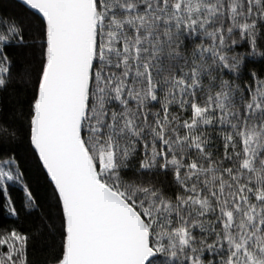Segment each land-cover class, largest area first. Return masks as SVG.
Masks as SVG:
<instances>
[{
    "label": "snow or ice",
    "instance_id": "1",
    "mask_svg": "<svg viewBox=\"0 0 264 264\" xmlns=\"http://www.w3.org/2000/svg\"><path fill=\"white\" fill-rule=\"evenodd\" d=\"M264 264V0H0V264Z\"/></svg>",
    "mask_w": 264,
    "mask_h": 264
},
{
    "label": "trees",
    "instance_id": "2",
    "mask_svg": "<svg viewBox=\"0 0 264 264\" xmlns=\"http://www.w3.org/2000/svg\"><path fill=\"white\" fill-rule=\"evenodd\" d=\"M30 255L34 260V264H43L46 253L40 244L37 243L36 247L31 250Z\"/></svg>",
    "mask_w": 264,
    "mask_h": 264
}]
</instances>
